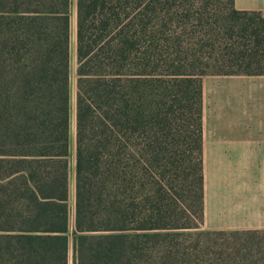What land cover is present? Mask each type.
Segmentation results:
<instances>
[{
  "label": "trees",
  "instance_id": "obj_1",
  "mask_svg": "<svg viewBox=\"0 0 264 264\" xmlns=\"http://www.w3.org/2000/svg\"><path fill=\"white\" fill-rule=\"evenodd\" d=\"M228 75H264L235 0H0V264H264V230L202 229ZM211 236L239 238L200 261Z\"/></svg>",
  "mask_w": 264,
  "mask_h": 264
},
{
  "label": "crops",
  "instance_id": "obj_2",
  "mask_svg": "<svg viewBox=\"0 0 264 264\" xmlns=\"http://www.w3.org/2000/svg\"><path fill=\"white\" fill-rule=\"evenodd\" d=\"M235 8L264 13V0ZM203 121V230H264V75L206 76Z\"/></svg>",
  "mask_w": 264,
  "mask_h": 264
},
{
  "label": "rangeland",
  "instance_id": "obj_3",
  "mask_svg": "<svg viewBox=\"0 0 264 264\" xmlns=\"http://www.w3.org/2000/svg\"><path fill=\"white\" fill-rule=\"evenodd\" d=\"M74 15H73V44H72V54H73V59H72V64H73V69H74V67H75V55H74V53H75V51H74ZM213 79H217V78H212V77H209V78H207V81H210L211 83L213 82V81H215V80H213ZM72 197H71V204H72ZM203 229V228H202ZM260 236V240L261 239H263L264 237V235H259ZM191 238H194V239H197V237L196 236H192ZM225 238H227L228 239V242L229 243H231V241L233 240V239H238L239 237H236V238H232V237H225ZM225 238H221V237H218V236H211V241H210V243L208 244V245H205V244H203L202 242H200V244L198 245V247H197V250H196V252H195V258H199V260L201 261V260H203V256H202V254L201 253H203L205 250V252H213L212 250H216V249H218V243H222L224 240H225ZM214 242H217V244H215ZM193 244V243H192ZM231 246V245H230ZM202 249V250H201ZM204 252V253H205ZM72 255V254H71ZM210 257V255H208L207 253H206V256H204V259L206 260V259H208ZM70 264H72V260H71V262H70Z\"/></svg>",
  "mask_w": 264,
  "mask_h": 264
}]
</instances>
